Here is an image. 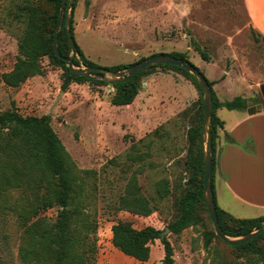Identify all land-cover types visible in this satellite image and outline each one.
I'll use <instances>...</instances> for the list:
<instances>
[{
    "label": "rangeland",
    "instance_id": "obj_1",
    "mask_svg": "<svg viewBox=\"0 0 264 264\" xmlns=\"http://www.w3.org/2000/svg\"><path fill=\"white\" fill-rule=\"evenodd\" d=\"M86 1L79 0L67 16L73 18L76 42L97 64H132L157 53L187 52L189 60L214 82L220 100H231L241 92L225 93L215 85L226 75L255 80L257 86L248 97L250 104L256 105V97L262 100L259 85L264 83V35L253 28L244 0H89L88 7ZM10 2L0 0V112L14 108L23 115L49 114L77 165L99 172L94 199L98 255L93 264H162L164 247L160 239L152 244L150 259L139 261L113 245L112 225L123 219L136 226L154 224L164 230L174 211L172 202H161L160 211L147 217L112 207L138 166L145 168L139 181L146 188L162 176L173 182L179 177L182 167L175 161L184 154L186 130L199 104L198 88L185 74L160 66L143 78L131 104L116 106L110 100L111 85L73 82L64 90L63 69L50 65L47 57L46 74L33 76L18 87L9 86L2 76L14 66L21 34V28L5 17ZM192 40L208 51L209 60L200 56ZM202 97L204 101V93ZM218 115L228 120L235 116L227 108H221ZM156 129L158 133L154 134ZM142 138L153 141L151 156L132 167L127 153L132 143ZM143 149L147 150L145 146ZM215 155L217 165L218 145ZM17 197V189H12L9 203L17 202ZM227 204V210L240 218L262 215L256 208L231 201ZM5 205L2 202L0 208V264H24L18 258L20 229L16 215ZM45 215L54 218L56 208ZM204 217L206 225L189 227L177 235L167 232L175 264H264L257 254L219 239L205 246L203 233L212 225L206 214ZM259 244H264V237Z\"/></svg>",
    "mask_w": 264,
    "mask_h": 264
},
{
    "label": "trees",
    "instance_id": "obj_2",
    "mask_svg": "<svg viewBox=\"0 0 264 264\" xmlns=\"http://www.w3.org/2000/svg\"><path fill=\"white\" fill-rule=\"evenodd\" d=\"M79 0H73L74 10ZM63 0H12L5 9V17L21 28L18 38V55L11 70L2 76L4 82L18 87L29 78L46 74L44 58L49 64L63 69L62 88L67 89L73 82H92L111 85V103L116 106L131 104L138 96L143 78L156 67H169L177 70L196 85L200 92L198 107L192 112V120L186 130L184 154L175 162L182 167L179 177L173 182L168 176L154 180L147 188L140 184L139 175L145 172L144 166L133 169L125 184L123 193L113 203V209L124 210L139 217H147L160 211L161 202L171 201L174 209L170 220L165 222L172 234H180L189 227L206 225V217L212 229H205L204 244L210 245L215 239L223 241L215 232L214 225L204 196V142L203 90L196 77L186 69L171 64L151 65L127 80L109 82L88 78L73 72L67 59L72 58L76 66L88 68L103 67L111 71L125 69L132 64L101 66L88 58L75 40L73 51L67 26V12L70 0H66L64 19L59 31V57L54 46V35L60 20ZM87 7L90 1H86ZM73 23V18H71ZM74 36V27L71 24ZM193 47L204 60L210 54L196 40ZM159 54V53H157ZM189 60L187 52L166 53ZM155 55V54H153ZM147 58V57H146ZM145 58H143L144 60ZM139 62V61H138ZM91 73L97 71L91 70ZM208 79V78H207ZM213 94L211 119L213 166L212 188L219 223L223 231L233 237L245 235L264 223V214L253 218H240L222 208L216 199L214 177L216 171V149L219 131L224 121L218 116L219 108L247 110L251 107L249 98L238 95L231 100H220L213 89L214 82L208 79ZM254 104L261 98H254ZM185 115L188 113H184ZM156 129L154 134L158 133ZM153 141L144 138L133 142L127 153L131 166L151 156ZM142 146V147H141ZM143 146L147 150L143 149ZM112 162H115L113 160ZM96 169L80 168L73 159L60 136L52 126L49 114L23 115L14 108L0 112V208L15 213L20 229L18 258L24 264H93L98 255L97 230L98 211L95 207L97 180ZM17 189V202L10 204V191ZM56 208L54 218L45 215ZM165 227V228H166ZM165 230V229H164ZM154 224L136 226L132 221L119 219L112 225V243L124 254L139 261H147L152 254V244L160 239L164 247L162 264H175L174 247L164 231ZM264 231L253 239L238 244L227 245L257 254L264 262V244L259 241Z\"/></svg>",
    "mask_w": 264,
    "mask_h": 264
},
{
    "label": "crops",
    "instance_id": "obj_3",
    "mask_svg": "<svg viewBox=\"0 0 264 264\" xmlns=\"http://www.w3.org/2000/svg\"><path fill=\"white\" fill-rule=\"evenodd\" d=\"M244 2L253 28L264 35V0ZM215 85L225 93L239 90V95L246 97L257 86L255 80L236 79L233 75H226ZM230 111L235 116L229 120L218 115L224 121V127L220 129L218 139L214 177L216 199L225 210L229 207L227 201H231L259 209L264 214V108L254 113Z\"/></svg>",
    "mask_w": 264,
    "mask_h": 264
},
{
    "label": "water",
    "instance_id": "obj_4",
    "mask_svg": "<svg viewBox=\"0 0 264 264\" xmlns=\"http://www.w3.org/2000/svg\"><path fill=\"white\" fill-rule=\"evenodd\" d=\"M72 2L73 0H70V8ZM65 5H66V0H63L61 13H60V20L54 35V46L56 49V53L59 57H61V54L58 48V38H59V31L64 19ZM67 26H68L69 39L74 51L75 39L73 38V35L71 33V18L69 17L67 19ZM67 61L69 68L73 72L79 75H84L88 78L102 79L109 82L127 80L136 73H138L139 71L154 64H171L178 67H182L187 71L191 72L198 80L204 93V121H203V142H204V163H205L204 196H205L207 208L209 210L214 225V230L216 234L223 241L231 245H238L247 242L264 231V223H263L260 227L252 230L251 232L245 235L233 237L227 235L220 226L217 209H216V203L214 199L213 188H212L213 148H212L211 119H212V111H213V94H212V88L208 82L207 77L194 63L166 53H159L149 56L144 60H141L133 65L126 67L125 69L118 71H111L103 67L88 68L86 66H76L72 58L67 59ZM91 70L97 71V73H91ZM259 88L262 96V101L261 103H257L255 106L249 107L247 109L249 113H254L257 110H261L262 108H264V83H261L259 85ZM169 231H170L169 227H166L165 230L162 231L161 236L165 237L167 232Z\"/></svg>",
    "mask_w": 264,
    "mask_h": 264
}]
</instances>
